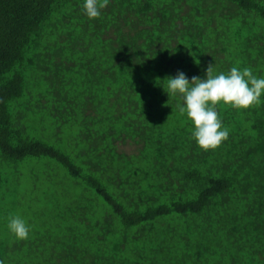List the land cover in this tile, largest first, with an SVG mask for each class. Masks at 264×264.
<instances>
[{
  "label": "trees",
  "instance_id": "16d2710c",
  "mask_svg": "<svg viewBox=\"0 0 264 264\" xmlns=\"http://www.w3.org/2000/svg\"><path fill=\"white\" fill-rule=\"evenodd\" d=\"M82 5L0 0V214L36 233L0 260L264 264V96L217 105L230 135L205 151L157 86L210 64L264 77V0Z\"/></svg>",
  "mask_w": 264,
  "mask_h": 264
},
{
  "label": "clouds",
  "instance_id": "9594fccd",
  "mask_svg": "<svg viewBox=\"0 0 264 264\" xmlns=\"http://www.w3.org/2000/svg\"><path fill=\"white\" fill-rule=\"evenodd\" d=\"M109 0H83V11L89 19L101 16ZM168 97L178 98L176 111L192 124L191 138L205 151L222 145L230 135L217 111V105L245 110L261 101L264 96V77L254 75L251 68L233 66L229 72L214 74V65H209L204 78L193 76L191 81L184 72L163 80L157 78ZM156 81V82H157ZM157 84V83H156ZM7 227L18 239H27L30 225L19 215L10 216ZM0 264H4L0 260Z\"/></svg>",
  "mask_w": 264,
  "mask_h": 264
},
{
  "label": "rangeland",
  "instance_id": "374dc122",
  "mask_svg": "<svg viewBox=\"0 0 264 264\" xmlns=\"http://www.w3.org/2000/svg\"><path fill=\"white\" fill-rule=\"evenodd\" d=\"M126 151L128 150V151H133L134 150V148H131V147H125L124 148ZM131 149V150H130ZM2 204V201H0V205ZM7 206H9L10 207V205H7ZM3 207V206H2ZM5 207V206H4ZM19 209V210H18ZM16 211H14L13 209H12V211H13V216H15V215H19V216H21L22 218H24L27 222H28V224L30 225V234H29V236L31 235H35L36 233H35V225L34 224H31L30 222H29V220H27V218L25 217L26 216V209L24 210V209H20V208H18ZM9 210V209H8ZM11 215H10V213H9V216H7V215H2V214H0V240H7L8 241V238H10L11 237V240H14V238H15V235L14 234H12L10 231H9V229H8V227H7V224H8V219H9V217H10ZM25 240V239H24Z\"/></svg>",
  "mask_w": 264,
  "mask_h": 264
}]
</instances>
